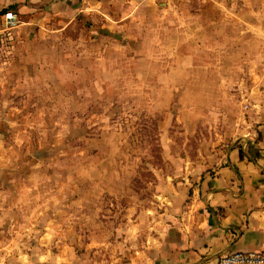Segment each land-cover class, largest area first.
Wrapping results in <instances>:
<instances>
[{"label": "rangeland", "instance_id": "obj_1", "mask_svg": "<svg viewBox=\"0 0 264 264\" xmlns=\"http://www.w3.org/2000/svg\"><path fill=\"white\" fill-rule=\"evenodd\" d=\"M8 5L0 264L158 256L201 176L264 120V0Z\"/></svg>", "mask_w": 264, "mask_h": 264}, {"label": "crops", "instance_id": "obj_2", "mask_svg": "<svg viewBox=\"0 0 264 264\" xmlns=\"http://www.w3.org/2000/svg\"><path fill=\"white\" fill-rule=\"evenodd\" d=\"M14 1L0 0V7ZM194 190L190 218L164 251L137 264H218L225 251L264 248V120Z\"/></svg>", "mask_w": 264, "mask_h": 264}, {"label": "built area", "instance_id": "obj_3", "mask_svg": "<svg viewBox=\"0 0 264 264\" xmlns=\"http://www.w3.org/2000/svg\"><path fill=\"white\" fill-rule=\"evenodd\" d=\"M17 18L13 11L4 12L5 22L9 26L14 25ZM218 264H264V248L225 251L220 254Z\"/></svg>", "mask_w": 264, "mask_h": 264}, {"label": "trees", "instance_id": "obj_4", "mask_svg": "<svg viewBox=\"0 0 264 264\" xmlns=\"http://www.w3.org/2000/svg\"><path fill=\"white\" fill-rule=\"evenodd\" d=\"M8 7H10V6H8ZM240 154L242 155V151L240 150Z\"/></svg>", "mask_w": 264, "mask_h": 264}]
</instances>
